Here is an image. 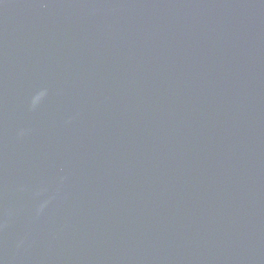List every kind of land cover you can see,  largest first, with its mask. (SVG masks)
<instances>
[{"label": "water", "instance_id": "water-1", "mask_svg": "<svg viewBox=\"0 0 264 264\" xmlns=\"http://www.w3.org/2000/svg\"><path fill=\"white\" fill-rule=\"evenodd\" d=\"M0 264H264V0H0Z\"/></svg>", "mask_w": 264, "mask_h": 264}]
</instances>
